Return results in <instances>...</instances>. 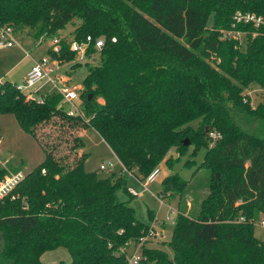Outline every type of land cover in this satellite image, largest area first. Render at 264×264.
Segmentation results:
<instances>
[{"label": "trees", "instance_id": "1", "mask_svg": "<svg viewBox=\"0 0 264 264\" xmlns=\"http://www.w3.org/2000/svg\"><path fill=\"white\" fill-rule=\"evenodd\" d=\"M238 12L264 20V0H0V26L25 29L39 42L68 24L73 41L104 40L86 52L98 60L85 64L81 118L58 108V94L38 103L0 84V115H12L45 155L0 205V264H45L43 255L57 249L67 251L68 264H125L119 249L146 235L134 210L116 199L124 174L87 172L78 136L68 149L74 159L60 156L62 131L76 127L94 130L137 178L172 149L183 153L184 138L199 145L218 133L196 170L208 172V194L195 215L187 212V181L174 174L161 183L158 197L179 199L172 259L155 248L145 254L150 264H264V240L254 236V219L264 218V97L253 107L247 93L252 85L264 91V25L233 27ZM222 32L243 34L245 49ZM49 54L62 65L75 57L63 40ZM55 117L61 135L47 142L38 129ZM195 119L202 134L189 127Z\"/></svg>", "mask_w": 264, "mask_h": 264}, {"label": "rangeland", "instance_id": "2", "mask_svg": "<svg viewBox=\"0 0 264 264\" xmlns=\"http://www.w3.org/2000/svg\"><path fill=\"white\" fill-rule=\"evenodd\" d=\"M73 25L68 24L64 30L58 33L60 40L64 43L73 41ZM236 38L240 43L241 50L246 47V41L243 34L236 35ZM57 38V37H56ZM16 45L11 49L0 48V84L9 83L11 85L21 84L25 78L27 69L32 66L31 58L41 59L49 58V51L52 49L51 39H41L37 41L30 35L27 30L17 31L15 34ZM26 53L31 58L26 56ZM78 57H74L70 63L63 64L61 69V75H64L68 85L76 88L78 91L83 90V81L87 74V67L85 64L93 66L97 63V55L89 58H84L81 62H78ZM80 63L81 66L74 68V64ZM74 66V67H73ZM75 69H73V68ZM36 90L39 92L36 96L47 92H53L52 88L47 84H39L36 86ZM249 99L251 105L255 107L263 101L264 91L261 92L256 85H252L248 90ZM35 96V97H36ZM98 105L103 104L100 98L96 99ZM75 107L82 110L83 103L79 98L74 103ZM58 108H63L66 114L70 106L61 100ZM60 117L51 119L47 124L42 125L38 130L39 134L43 137H47V142L55 141L57 136L61 135L59 131V124L61 123ZM241 123V122H240ZM243 124V123H242ZM245 125V124H243ZM190 129L194 134L201 133V120L195 119L189 123ZM63 140L66 143L61 142L59 148L60 156L66 157L68 162L73 160L75 154L69 158V146L71 138L78 136L84 143V148L78 150V155L84 153L87 155L84 167L87 172H96L101 179L109 178L115 180L116 176L120 174L121 167L116 157L112 155L108 147L99 137V135L92 129L84 130L79 127L74 130L64 129ZM184 139L189 138L186 137ZM183 139V140H184ZM50 143V144H52ZM213 145L206 136L201 138V143L196 145L195 143L185 147L183 153H178L175 149H172L164 161L159 165L160 175L157 180L148 187V191H144L141 186V181H145V178L139 176L138 178L128 173L125 179V185H121L116 190V199L121 203L127 204L134 210L135 219L141 225L147 228H154L158 235H155L151 239L150 244L146 246L159 249L163 251L169 259H172L173 253L170 248V241L172 237V230L174 222L179 209V199L177 196L168 195L162 199L164 205L160 206V200L157 198L161 194V183L163 179L170 175H178L183 181L188 182L186 201L189 202L187 206V212L191 215H195L199 211L200 203L208 194V172L198 167L204 160L206 150ZM172 159L169 164H166V160ZM45 159V155L37 142L28 134L24 133L18 126L15 118L12 115H0V169H5L12 174L17 171L21 172L23 176L28 175L38 165H40ZM193 161L192 163H187ZM106 162L113 164V171H100L99 166ZM6 172V174H8ZM4 174L0 179H5L8 175ZM115 177V178H114ZM17 188V187H16ZM132 188L137 197H129L126 190ZM14 191V190H13ZM13 191L0 201V205H3L6 198L13 195ZM15 195V194H14ZM264 220L262 215H257L254 219V236L259 240H264V227L260 225V222ZM71 258L66 250L57 249L53 252L45 253L42 257V262L45 264H58L60 262L68 264Z\"/></svg>", "mask_w": 264, "mask_h": 264}, {"label": "built area", "instance_id": "3", "mask_svg": "<svg viewBox=\"0 0 264 264\" xmlns=\"http://www.w3.org/2000/svg\"><path fill=\"white\" fill-rule=\"evenodd\" d=\"M235 25L244 23H254L256 27L260 25H264V20L262 18L256 17L252 13H236L233 18ZM16 32L13 30L11 26H0V48L3 49H11L16 45L15 39ZM240 33L234 32H222L221 39H231L236 38ZM60 38H54L52 40V52L55 54L59 53L60 47ZM112 43H115V39L111 40ZM69 46L70 52H72L76 57H78V62H81L86 57V52L90 46H93L96 50H101L104 46V40L99 38L97 40H93L91 36H87L85 40L71 41L67 43ZM28 58H31L28 53H26ZM61 69H63V65L60 62L50 56L49 58H41L35 59L32 61V66L29 71L25 75V78L21 84H15V89L18 90L26 100H35L38 103H42L44 97L49 94H58L62 97V100L67 103L70 108L68 110L67 115L70 117H82V110L75 107L74 103L80 98V90L78 91L74 87H70L64 75H61ZM39 84H47L52 88L53 92H47L36 96L39 92L36 90V86ZM36 96V97H35ZM220 138V135L215 132H211L209 134V139L211 141H215ZM121 167L120 174H132L127 171L121 163L119 162ZM100 171H113V164L111 162H106L99 166ZM8 175L5 179H0V201H2L5 197H7L23 180L24 176L21 172H16L15 174L7 172ZM160 175V169L157 168L153 170L146 178L145 181H141V186L144 191H148V187L153 184L158 176ZM129 197H137L138 195L132 188H128L126 190ZM160 200V206H163L164 203L160 197L157 196ZM260 225L264 227V220L260 222ZM158 235L154 228H148L145 236L138 239V241L133 243H128L125 247L119 249L117 252L118 256H122L125 260V264H150L148 261V257L145 254V250L152 249V247L146 246L147 243H151V239Z\"/></svg>", "mask_w": 264, "mask_h": 264}, {"label": "water", "instance_id": "4", "mask_svg": "<svg viewBox=\"0 0 264 264\" xmlns=\"http://www.w3.org/2000/svg\"><path fill=\"white\" fill-rule=\"evenodd\" d=\"M90 98V97H89ZM208 131V128H206L205 129V132H207ZM183 144L185 145V146H188L189 145V141L187 140V139H185L184 141H183ZM217 178H218V176H216Z\"/></svg>", "mask_w": 264, "mask_h": 264}, {"label": "crops", "instance_id": "5", "mask_svg": "<svg viewBox=\"0 0 264 264\" xmlns=\"http://www.w3.org/2000/svg\"><path fill=\"white\" fill-rule=\"evenodd\" d=\"M33 60H35L34 58H31V61H33ZM29 71V69H27V71H26V73H25V75L27 74V72ZM106 145V144H105ZM107 146V145H106ZM108 147V146H107ZM109 149V148H108ZM110 150V149H109ZM110 152H111V150H110ZM112 153V152H111ZM112 155L114 156V154L112 153ZM115 157V156H114ZM125 176L127 175V174H124Z\"/></svg>", "mask_w": 264, "mask_h": 264}]
</instances>
